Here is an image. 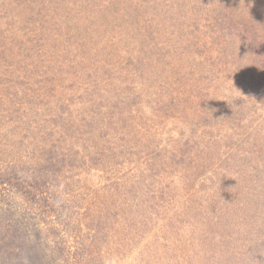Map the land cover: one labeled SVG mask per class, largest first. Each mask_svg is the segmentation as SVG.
<instances>
[{"label":"rangeland","instance_id":"1","mask_svg":"<svg viewBox=\"0 0 264 264\" xmlns=\"http://www.w3.org/2000/svg\"><path fill=\"white\" fill-rule=\"evenodd\" d=\"M8 208L51 264H264V0H0Z\"/></svg>","mask_w":264,"mask_h":264},{"label":"trees","instance_id":"2","mask_svg":"<svg viewBox=\"0 0 264 264\" xmlns=\"http://www.w3.org/2000/svg\"><path fill=\"white\" fill-rule=\"evenodd\" d=\"M18 220L19 213L15 209L8 208L0 212V264H51L45 255L47 253L41 254L37 247L27 242L32 232L38 233L37 229L32 226L33 231L29 229L30 231L22 233L21 236V225H17Z\"/></svg>","mask_w":264,"mask_h":264}]
</instances>
